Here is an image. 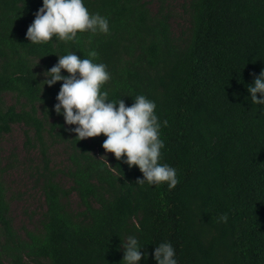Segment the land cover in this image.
Returning <instances> with one entry per match:
<instances>
[{
    "label": "trees",
    "instance_id": "obj_1",
    "mask_svg": "<svg viewBox=\"0 0 264 264\" xmlns=\"http://www.w3.org/2000/svg\"><path fill=\"white\" fill-rule=\"evenodd\" d=\"M41 3L0 0V264H125L128 235L148 253L139 264H156L162 242L177 264H264V105L247 91L264 70V0H84L108 18L107 34L33 43L25 32ZM92 49L110 73L108 100L127 106L143 94L167 120L159 162L176 169L173 188L137 182L136 166L105 153L104 134L77 141L53 111L62 82L43 85V72ZM14 124L25 152L37 153L27 165L42 197L32 227L10 215L4 175L17 154L3 158L1 141Z\"/></svg>",
    "mask_w": 264,
    "mask_h": 264
},
{
    "label": "clouds",
    "instance_id": "obj_2",
    "mask_svg": "<svg viewBox=\"0 0 264 264\" xmlns=\"http://www.w3.org/2000/svg\"><path fill=\"white\" fill-rule=\"evenodd\" d=\"M109 30L108 18L90 13L84 0H42L25 37L33 43L47 42L53 37L68 42L77 37L78 31L107 34ZM96 56L94 49L88 52L87 58L68 52L57 56V62L43 72V85L62 82L55 96L53 111L62 115L66 125L75 126L69 130L75 133L77 141L104 134L106 138L101 146L105 153H112L129 168L136 166L142 173L137 182H166L169 189L173 188L178 183L176 169L159 162L160 150L164 146L160 128L167 125V120H159L155 101L143 94L136 95L133 103L127 106L121 98L118 101L108 100V92L102 91L101 86L110 79V73L104 63L94 62ZM62 69L67 75L61 74ZM247 91L253 104L264 105V70L248 84ZM101 157H104L109 171H114L106 157ZM227 219L226 213L219 217L220 222ZM134 227L139 231L138 222H134ZM121 247L125 264H139L142 257L147 258L148 253L141 251L143 246L135 235H128ZM151 255L156 264H177L170 242L155 246Z\"/></svg>",
    "mask_w": 264,
    "mask_h": 264
},
{
    "label": "rangeland",
    "instance_id": "obj_3",
    "mask_svg": "<svg viewBox=\"0 0 264 264\" xmlns=\"http://www.w3.org/2000/svg\"><path fill=\"white\" fill-rule=\"evenodd\" d=\"M183 22L182 17L178 15L173 21V26L177 27V23ZM23 139L22 127L14 124L12 130L5 134L1 141L3 158H6L11 151L17 154L13 167L7 169L4 175L8 187L10 215L17 228L32 227L36 224L42 203L41 194L34 185V179L29 175L27 167L28 158H32L34 163L37 162V153L35 151L31 154L26 153L22 145ZM51 160L55 165L61 164L64 160L60 146L57 145L51 149ZM72 200L75 203V197H72Z\"/></svg>",
    "mask_w": 264,
    "mask_h": 264
}]
</instances>
